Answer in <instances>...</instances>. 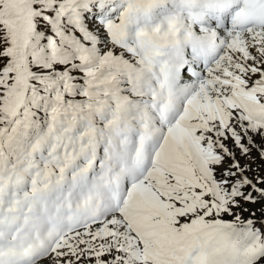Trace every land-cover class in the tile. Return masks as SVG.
<instances>
[{
	"label": "snow or ice",
	"instance_id": "1",
	"mask_svg": "<svg viewBox=\"0 0 264 264\" xmlns=\"http://www.w3.org/2000/svg\"><path fill=\"white\" fill-rule=\"evenodd\" d=\"M0 264H264V0H0Z\"/></svg>",
	"mask_w": 264,
	"mask_h": 264
}]
</instances>
